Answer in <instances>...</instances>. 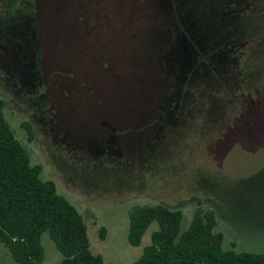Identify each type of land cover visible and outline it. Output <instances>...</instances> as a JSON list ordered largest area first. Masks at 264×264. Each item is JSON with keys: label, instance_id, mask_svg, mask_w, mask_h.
Segmentation results:
<instances>
[{"label": "rangeland", "instance_id": "374dc122", "mask_svg": "<svg viewBox=\"0 0 264 264\" xmlns=\"http://www.w3.org/2000/svg\"><path fill=\"white\" fill-rule=\"evenodd\" d=\"M0 97L104 261L139 259L158 225L132 247L129 212L156 204L264 254V0H0Z\"/></svg>", "mask_w": 264, "mask_h": 264}, {"label": "trees", "instance_id": "16d2710c", "mask_svg": "<svg viewBox=\"0 0 264 264\" xmlns=\"http://www.w3.org/2000/svg\"><path fill=\"white\" fill-rule=\"evenodd\" d=\"M19 0H7L14 6ZM0 97V244L15 264H43L42 235L48 233L62 255L61 264H113L91 251L88 228L78 209L41 178L42 169L16 138L4 116ZM23 127L34 140L29 122ZM183 212L162 204L137 205L129 212L128 243L140 247L151 224L158 230L133 264H264V254L223 249L224 236L215 232L217 218L210 209L196 208L182 232ZM104 229L101 238L104 240Z\"/></svg>", "mask_w": 264, "mask_h": 264}]
</instances>
